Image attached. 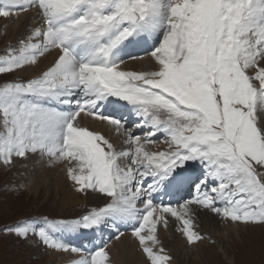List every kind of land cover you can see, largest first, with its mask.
Listing matches in <instances>:
<instances>
[{"label":"snow or ice","instance_id":"snow-or-ice-1","mask_svg":"<svg viewBox=\"0 0 264 264\" xmlns=\"http://www.w3.org/2000/svg\"><path fill=\"white\" fill-rule=\"evenodd\" d=\"M23 13L0 50V168L62 166L101 203L0 232L72 264H111L127 232L148 264H172L161 227L192 246L210 240L201 213L264 226V0H0V18Z\"/></svg>","mask_w":264,"mask_h":264},{"label":"rangeland","instance_id":"rangeland-1","mask_svg":"<svg viewBox=\"0 0 264 264\" xmlns=\"http://www.w3.org/2000/svg\"><path fill=\"white\" fill-rule=\"evenodd\" d=\"M5 39L3 34L0 48ZM21 183L13 169L0 168V229L23 217L41 214L72 218L101 203L99 196L89 194L84 200V196L78 193L79 200L84 202L76 206H64L62 196L56 197L54 189L48 195L43 186L36 193L29 192L27 188L18 193L8 190L11 185ZM198 222V230L215 243L209 239L192 246L186 243L176 255L171 252L172 245H167V251L174 259L173 264H264V226H241L234 232L224 227L216 217L205 213L200 214ZM176 234L179 233L176 231ZM86 243L84 241L83 245ZM46 252L38 244L32 246L0 232V264H66L65 261L58 262V259L49 263Z\"/></svg>","mask_w":264,"mask_h":264},{"label":"bare ground","instance_id":"bare-ground-1","mask_svg":"<svg viewBox=\"0 0 264 264\" xmlns=\"http://www.w3.org/2000/svg\"><path fill=\"white\" fill-rule=\"evenodd\" d=\"M30 13H23L18 18L9 17L7 19L3 18L0 20V38L3 34L6 36V41L2 45V50L8 41L15 42V40L24 33V27L28 23V18ZM54 55V54H53ZM49 61L52 57L48 58ZM47 63V61H45ZM128 68L130 70H150V65L141 61H128ZM82 123L89 126L95 130L101 131L106 135H111L105 125L99 121H94L91 118L84 117ZM31 162H29V169L21 168L18 164L17 168L13 171L18 175L19 179L23 184L27 185V189L31 193H36L39 187H44L46 193L49 195L50 190L54 189L56 197L62 196V203L64 206L79 205L83 200H79V194L74 190L71 183L67 180L65 172L62 171V166L56 167H37L31 170ZM19 172L28 173L26 176H20ZM83 199H87V196L82 194ZM82 204V203H81ZM224 227H226L224 225ZM229 230L236 229L229 227ZM160 237L162 239L163 245L167 250V245H172L171 252L176 255L187 243L182 235L176 234L174 225L169 226L167 230L160 228ZM73 244L80 246L86 240L83 238H72ZM71 239V240H72ZM88 242L85 244L87 245ZM90 246V245H88ZM177 249V250H175ZM108 251L110 253L111 264H148L145 255L139 249L138 244L130 237V234H125L119 241L113 240L109 245ZM48 254V262H53L58 259V262L62 263L65 261L66 264H72V261L78 257L71 253H61L50 250L46 252ZM174 261V259H173ZM173 264V262H172Z\"/></svg>","mask_w":264,"mask_h":264}]
</instances>
